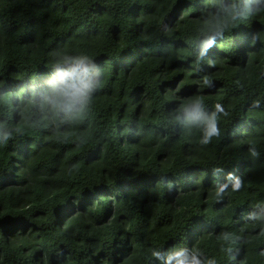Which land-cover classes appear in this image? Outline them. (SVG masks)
Returning a JSON list of instances; mask_svg holds the SVG:
<instances>
[{"label":"trees","instance_id":"16d2710c","mask_svg":"<svg viewBox=\"0 0 264 264\" xmlns=\"http://www.w3.org/2000/svg\"><path fill=\"white\" fill-rule=\"evenodd\" d=\"M219 4L0 0V123L14 133L0 143V264H161L152 249L181 247L264 264V220L250 218L264 212V13L206 48ZM55 52L103 70L75 123L28 104ZM195 97L228 113L208 145L176 119Z\"/></svg>","mask_w":264,"mask_h":264},{"label":"clouds","instance_id":"9594fccd","mask_svg":"<svg viewBox=\"0 0 264 264\" xmlns=\"http://www.w3.org/2000/svg\"><path fill=\"white\" fill-rule=\"evenodd\" d=\"M262 13H264V0H232L231 3L220 0L218 11L210 14V19L204 22L206 48L214 47L217 39H222L226 32L239 23ZM54 55L56 59L51 65L54 75L48 81V87L39 94V101L38 94L34 90L28 104L43 111L44 120L55 121L63 114L65 122L75 123L85 117L95 94L103 87V70L87 54L72 55L67 52H55ZM204 83L210 84L211 81L205 78ZM178 111L182 113L176 118L178 122L202 130L203 136L200 140L202 145H208L213 138L220 136V117L228 115L223 105L219 103L209 114L200 97H195L190 104L183 105ZM40 123L42 121L37 122L33 127H37ZM13 136L14 133L7 123H0V143H7ZM249 151L252 157L258 158L260 155L255 147L250 148ZM216 171L221 169L217 168ZM229 176L233 179L232 190L239 191L242 180L234 174ZM169 187L171 188V185ZM227 187L226 184L218 185L217 197H220ZM250 218L264 220V212L258 216L252 215ZM225 238L227 239V236ZM151 254L154 259L161 261V264H216L214 259L202 260L201 253L195 248L191 252L185 247L174 248L167 252L152 249Z\"/></svg>","mask_w":264,"mask_h":264}]
</instances>
